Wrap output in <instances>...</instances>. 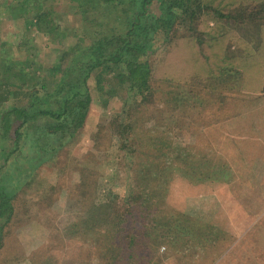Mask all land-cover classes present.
<instances>
[{"label":"rangeland","instance_id":"1","mask_svg":"<svg viewBox=\"0 0 264 264\" xmlns=\"http://www.w3.org/2000/svg\"><path fill=\"white\" fill-rule=\"evenodd\" d=\"M73 4L30 0L25 7L30 13L49 9L52 24L68 32L81 22ZM219 25L229 33L224 42L231 54L260 33L258 52L247 58L249 84L257 91L242 89L236 67L226 66L204 82L153 78L151 102L135 96L123 103L120 96H100L91 75L92 101L72 142L50 153L51 160L28 166V155L18 169L0 171V182L13 190L14 206L11 220L0 221V264H107L109 245L101 243L106 236L85 242L73 226L89 218L94 196L103 201L128 193L131 211L124 204H101L104 211L109 205L108 212L127 214L117 230L114 248L122 261L116 264H264V75L262 87L258 80L264 72V20L222 19ZM184 34L189 38L180 28L177 36ZM73 42L69 34L57 44L38 28L27 29L21 17L0 16V45L17 52L29 46L46 66ZM40 75L50 81L47 73ZM127 109L131 136L141 144L135 152H118L108 146L115 139L110 121ZM38 123L24 141L32 143ZM14 127L4 137L0 129V165L4 149L13 144ZM98 131L105 142L94 150ZM84 165L93 169L85 171ZM190 166L194 171L185 173ZM82 169L97 184L93 195L77 188Z\"/></svg>","mask_w":264,"mask_h":264},{"label":"trees","instance_id":"2","mask_svg":"<svg viewBox=\"0 0 264 264\" xmlns=\"http://www.w3.org/2000/svg\"><path fill=\"white\" fill-rule=\"evenodd\" d=\"M29 1L0 2V16L21 17L27 29L38 28L57 44L64 42L69 34L74 42L63 47L57 61L48 66L35 60V53L29 46L22 48L23 44L20 47L22 51L17 52L5 48V43L0 45L1 136L4 137L15 125L13 144L3 151L0 171L9 167L18 169L28 155V166L34 160L36 163L51 160L50 153L72 142L85 124L92 101L88 85L91 75L100 96H120L123 103L135 96L140 97L138 102H151L155 96L151 86L153 78L204 82L207 76L224 73L226 66L236 67L242 89L252 92L258 89L249 84L248 71L251 67L247 66V61L258 52L260 33L252 42L240 43L236 52L231 54L224 42L229 33L221 31L219 23L222 19L262 23L263 1L72 0L74 13L80 16L81 22L79 27L68 32L52 24L49 9L30 13L25 7ZM224 6L227 8L224 9ZM27 15L31 18H26ZM210 21L214 22L213 27L209 26ZM180 28L189 33V38L183 37L185 34L177 36ZM152 55L158 57L151 61ZM261 71L258 80L262 87L264 72ZM41 72L47 73L49 82L40 75ZM7 105L9 108H6ZM130 116L129 109L123 110L110 121L115 139H110L108 146H113L118 152H135L141 144L131 136L133 122ZM37 121L32 143L24 141L25 132L33 129ZM96 137L94 150L105 142L99 131ZM51 138L54 141L48 142ZM118 158L121 161L123 157ZM190 167L184 170L185 173L194 171L193 166ZM82 168L85 171L93 169L86 165ZM83 169L80 170L81 181L77 188H83L84 195L86 192L93 195L97 184ZM131 197L129 193L126 197L114 194L113 199L101 201L94 196L89 218H85L81 225L76 223L73 226V232L85 242L91 236L96 238L95 241H100L102 235L106 236L101 243L109 245L104 252L107 264L122 261L120 252L117 253L114 246L119 247L116 236L127 214L117 209L108 212L109 205L104 211L101 204H124L128 212L131 211ZM12 199L13 190H7L0 182V221L3 223L13 217ZM115 213L119 218L117 223Z\"/></svg>","mask_w":264,"mask_h":264}]
</instances>
